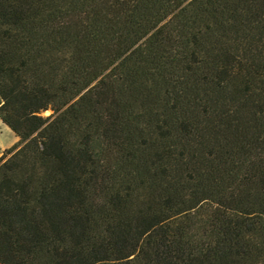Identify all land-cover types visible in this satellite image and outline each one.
Wrapping results in <instances>:
<instances>
[{
    "label": "trees",
    "instance_id": "obj_1",
    "mask_svg": "<svg viewBox=\"0 0 264 264\" xmlns=\"http://www.w3.org/2000/svg\"><path fill=\"white\" fill-rule=\"evenodd\" d=\"M0 120V264H264V0H0Z\"/></svg>",
    "mask_w": 264,
    "mask_h": 264
},
{
    "label": "rangeland",
    "instance_id": "obj_2",
    "mask_svg": "<svg viewBox=\"0 0 264 264\" xmlns=\"http://www.w3.org/2000/svg\"><path fill=\"white\" fill-rule=\"evenodd\" d=\"M48 111L46 112V114ZM18 136L2 121H0V154L9 149L15 141H17ZM4 148H1L3 147Z\"/></svg>",
    "mask_w": 264,
    "mask_h": 264
},
{
    "label": "crops",
    "instance_id": "obj_3",
    "mask_svg": "<svg viewBox=\"0 0 264 264\" xmlns=\"http://www.w3.org/2000/svg\"><path fill=\"white\" fill-rule=\"evenodd\" d=\"M1 121V120H0ZM1 148H4V146L3 147H1Z\"/></svg>",
    "mask_w": 264,
    "mask_h": 264
}]
</instances>
